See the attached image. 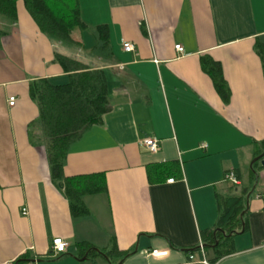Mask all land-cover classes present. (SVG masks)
I'll return each instance as SVG.
<instances>
[{
  "label": "crops",
  "instance_id": "obj_1",
  "mask_svg": "<svg viewBox=\"0 0 264 264\" xmlns=\"http://www.w3.org/2000/svg\"><path fill=\"white\" fill-rule=\"evenodd\" d=\"M79 7L87 29L71 47L43 34L22 1L15 24L0 17V264H264V71L255 52L264 0H79ZM100 25L109 28L111 58L93 51ZM124 43L135 50L124 52ZM56 53L107 80L109 113L71 144L64 164L66 178L104 177L105 190L82 197V216L52 181L29 93L35 80L68 81ZM204 57L220 64L228 104L203 71ZM147 138L158 152L143 145ZM170 162L179 164L176 179L151 182L149 169ZM231 171L240 176L236 188L225 180ZM242 194L248 228L215 261L203 241L220 220L218 196ZM56 238L67 243L59 256Z\"/></svg>",
  "mask_w": 264,
  "mask_h": 264
},
{
  "label": "trees",
  "instance_id": "obj_2",
  "mask_svg": "<svg viewBox=\"0 0 264 264\" xmlns=\"http://www.w3.org/2000/svg\"><path fill=\"white\" fill-rule=\"evenodd\" d=\"M18 1L24 3L39 30L57 43L74 46L75 33L87 29V25L81 19L79 0H0V17L10 24L17 22ZM93 32L97 41L94 53L99 57L111 58L108 26L100 25ZM255 52L264 71V36L256 40ZM55 62L69 74L68 81L64 84H55L49 79L35 80L30 84L29 93L40 111V124L47 140L52 181L65 188L73 215L82 216L87 213L82 197L105 190L104 177L91 175L78 179L66 178L64 164L71 144L80 139L90 127L100 124L103 117L109 113L107 80L102 70H92L80 61L61 53L55 54ZM201 64L203 71L213 80L222 101L228 104L231 92L220 64L210 57L202 58ZM262 147L264 148V143ZM148 173L153 183L163 182L167 177H173L174 181L175 176L180 173V167L177 162L159 164L150 168ZM235 175L241 182L239 174ZM232 186L236 188L235 185ZM243 197L244 194L239 197L218 196L221 217L210 237L203 241L205 252L210 249L216 252L215 261L228 255L230 253V250H226L228 242L248 228L247 221L241 218L244 211ZM81 247L93 251L87 244ZM113 250L117 251L115 245Z\"/></svg>",
  "mask_w": 264,
  "mask_h": 264
},
{
  "label": "built area",
  "instance_id": "obj_3",
  "mask_svg": "<svg viewBox=\"0 0 264 264\" xmlns=\"http://www.w3.org/2000/svg\"><path fill=\"white\" fill-rule=\"evenodd\" d=\"M123 50H124V52L130 53V52H133L135 50V47L131 43H124L123 44ZM175 50L180 54L183 53V48L179 45L175 46ZM15 101H16L15 98H11L9 100V106L13 107L15 105ZM143 145L147 148V150H149L152 153H156L159 150L158 142L152 138H147V139L143 140ZM225 180L227 182L232 183L235 186L240 185V181L237 179V177L233 171L226 174ZM169 182L172 183L173 180H170ZM23 214L26 216L28 213L26 210H24ZM261 248H264V242L262 243ZM51 249H52L53 253H55L57 256H59V255L65 253V251L67 249V243L60 238H56L52 241ZM201 250H202V253L204 254L202 247H201ZM152 255L159 256L160 253H158L157 251H154V252H152ZM191 260H193V257H191ZM202 262H203V264H209V262H207L205 259Z\"/></svg>",
  "mask_w": 264,
  "mask_h": 264
},
{
  "label": "rangeland",
  "instance_id": "obj_4",
  "mask_svg": "<svg viewBox=\"0 0 264 264\" xmlns=\"http://www.w3.org/2000/svg\"><path fill=\"white\" fill-rule=\"evenodd\" d=\"M91 34V33H90ZM89 36H92L93 38H94V35H89ZM93 38H92V40H93ZM65 83V82H64Z\"/></svg>",
  "mask_w": 264,
  "mask_h": 264
},
{
  "label": "water",
  "instance_id": "obj_5",
  "mask_svg": "<svg viewBox=\"0 0 264 264\" xmlns=\"http://www.w3.org/2000/svg\"><path fill=\"white\" fill-rule=\"evenodd\" d=\"M262 164H264V162H262Z\"/></svg>",
  "mask_w": 264,
  "mask_h": 264
}]
</instances>
